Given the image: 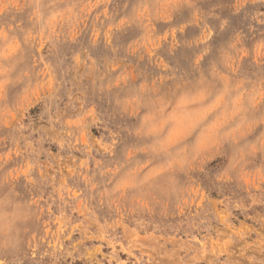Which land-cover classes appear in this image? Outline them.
Masks as SVG:
<instances>
[{"label": "rangeland", "instance_id": "rangeland-1", "mask_svg": "<svg viewBox=\"0 0 264 264\" xmlns=\"http://www.w3.org/2000/svg\"><path fill=\"white\" fill-rule=\"evenodd\" d=\"M227 86L251 131L190 165L148 106ZM264 0H0V264H264Z\"/></svg>", "mask_w": 264, "mask_h": 264}, {"label": "clouds", "instance_id": "clouds-1", "mask_svg": "<svg viewBox=\"0 0 264 264\" xmlns=\"http://www.w3.org/2000/svg\"><path fill=\"white\" fill-rule=\"evenodd\" d=\"M254 103L253 98L246 103L240 95L233 96L227 86L214 95L204 89L184 91L171 102L148 106L135 135L149 141L144 151L168 159L161 171L183 167L205 145L218 146L251 131L255 125L247 112ZM260 143L264 146V138Z\"/></svg>", "mask_w": 264, "mask_h": 264}]
</instances>
